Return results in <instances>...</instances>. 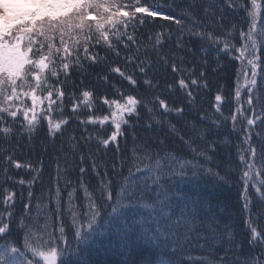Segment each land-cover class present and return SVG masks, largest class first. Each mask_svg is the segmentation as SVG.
Here are the masks:
<instances>
[{
  "label": "snow or ice",
  "instance_id": "6c2138e0",
  "mask_svg": "<svg viewBox=\"0 0 264 264\" xmlns=\"http://www.w3.org/2000/svg\"><path fill=\"white\" fill-rule=\"evenodd\" d=\"M69 5L83 11L75 24L66 11ZM18 10L30 18L28 30L17 34L14 29L20 26L14 25L0 34V171L5 184L27 183L29 190L27 198L19 193L18 209L14 188L0 185V264H91L83 254L94 246L123 256L116 264H264V0H23ZM147 18L168 22L167 35H141L135 22L143 25ZM43 20L52 23L44 26ZM213 52L217 62L223 54L240 67L235 105L221 86L209 112L201 93L213 87L209 68L212 73L223 68L211 67ZM109 54L124 62L123 68L106 67L122 85L127 82V91L110 85L106 73L97 79L109 85L108 91L83 87L81 81L67 92L73 69L83 70L85 62L94 67ZM141 87L143 99L137 95ZM141 109L143 127L164 131L163 139L136 143ZM57 112L59 119L53 115ZM73 118L77 127L100 125L97 146L107 150L115 144V158L103 170L93 159L90 177L85 178L88 168L80 167L77 180L66 178L63 184L60 177H67L69 169L61 173L57 160L55 184L37 198L33 186L41 178L43 161L38 166L21 162L18 152L25 138L32 143L42 132L45 139L61 138L76 148L80 140L88 144L93 134L87 127L80 140L74 130L68 132ZM233 134L239 141L235 145ZM128 135L131 155L120 148V138L127 146ZM168 135L182 145L180 154L175 149L161 154L158 145ZM219 145L236 148L223 173L219 165L216 171L204 167ZM64 159L67 165L68 157ZM12 168L35 175L14 181ZM201 173L237 187L248 254H243L230 217L209 220L207 196L175 187L177 178L189 182ZM185 248L200 249L205 256L193 259Z\"/></svg>",
  "mask_w": 264,
  "mask_h": 264
},
{
  "label": "trees",
  "instance_id": "16d2710c",
  "mask_svg": "<svg viewBox=\"0 0 264 264\" xmlns=\"http://www.w3.org/2000/svg\"><path fill=\"white\" fill-rule=\"evenodd\" d=\"M147 3H152L153 0H146ZM157 3L161 2V0H156ZM180 0H177L179 3ZM199 3V0H196ZM209 3L212 0H208ZM66 11L72 12L71 22L73 24L78 22V16L83 14V11L79 8L73 10V6L69 5ZM29 17L27 15H20L16 20L12 22H0V34H4L8 29L13 28L14 25H19L18 29H14L17 32L24 33L28 30V25L25 23L29 21ZM33 20L35 18H32ZM44 26L50 25L52 22L50 20H43L39 22ZM135 26L137 31L143 35H155L156 33H164L167 35L168 30V22L159 20L158 18H147L146 23L141 25L139 21L135 22ZM175 30V26H173ZM131 31V28H129ZM57 45L59 44V40L56 41ZM167 48V46H166ZM99 52L101 57L105 56V52L102 48L95 49ZM81 55H83V49H81ZM123 55V53H122ZM209 60L211 61V67H218L219 65H223V68L216 73L211 72V68H209V80L212 82L213 87L211 91L204 90L201 93L202 96V103L203 108L209 112L212 111L210 105L214 103V96L218 88L222 87V94L227 98V100L231 101L233 105H235L234 99V91L236 85V78H237V68L240 67L239 62L230 61V59L225 56L221 55L219 62L215 60V53H211L209 55ZM115 62V64H114ZM106 64L115 66L118 64L123 68L124 62L122 59H117L114 54H109V58L107 61L102 62L94 67H88L87 62H85V67L83 70L81 69H73L70 78L67 81L66 90L69 94H71L73 89V83H75L78 87L81 86V81H83V87L93 88L99 90L100 93L109 90V85L103 84L101 81H98L97 74L104 75L109 74L111 76V80L109 81L110 85H114L115 87H124V90L127 91V82L125 81L123 85L120 83L121 78L115 74L111 73L109 68L106 67ZM3 69L0 68V71ZM128 71H132L131 68ZM197 71H199V65L197 66ZM63 79V77H61ZM143 78L141 77V80ZM168 79L171 80V75L168 76ZM241 83H243V78H241ZM161 87L163 88V72L161 73ZM243 92V90H242ZM144 89L141 87L137 90V95L141 96L143 99ZM79 93L77 92V95ZM164 95L167 96L168 93L164 92ZM109 98H112L109 96ZM150 98V97H149ZM246 99V95H245ZM27 103L30 105L31 101L27 100ZM67 106V111L70 112L71 104L65 102ZM93 105L95 107L100 106V102L94 98ZM45 107L47 106V102L45 101ZM83 107V106H82ZM107 106H104L106 110ZM229 104L225 102L223 104V108L225 114L228 112ZM84 112H87V109H84ZM142 112V119L140 122V126L136 128V132L140 137L136 143L139 144L141 140L143 141H155L157 137L163 139L165 137L164 131H157L155 128L153 130H148L147 128L143 127L144 119V109H141ZM99 114V113H98ZM54 118L59 119V113H54ZM86 118V117H85ZM189 119H193L192 116ZM78 120L73 118V123L68 126V132L71 133L73 130L75 131V135L77 140H80L81 132L87 127L88 132L93 134V139L88 143L85 144L83 140H80V147L76 148L74 144L69 143H62L61 138H57L53 140L52 138L45 139V134L42 132L39 136L35 138L32 143H27V138H25V143L23 147L18 152L19 159L21 162L31 161L35 165H39V162L43 161V171L41 174L40 180H38L34 188L35 197H40L42 191L46 192L49 184L54 185L57 175V160H59L60 164V171L63 173L65 167L69 169L68 176L65 177L61 175L60 179L63 184V181L68 178L73 181L77 180L79 177V168L86 167L88 168V172L85 173V178L91 176V165L92 160L95 159L96 162L101 166V170H103V165L106 163L111 166L113 159L115 158V149L116 145L113 144L109 149L105 150L102 146L98 148L97 141L95 138V133L100 130V125H81L77 127ZM135 123V120H133ZM230 127V124H229ZM88 132H85V136H87ZM107 135V132L103 133ZM214 138V137H213ZM65 141L67 140V136L63 138ZM223 140V135L220 137ZM239 141L237 139V134H233L231 137V145L237 144ZM163 152H172L174 149L177 154H180L182 151V145L178 140L174 142V138L171 135L167 136L166 142L162 145H158ZM120 148L122 151H125L126 154L131 155V149L133 148V140L131 135L127 137V146L125 145V138H120ZM231 152V156L229 155ZM83 153L84 155V162L83 164L80 163V155ZM236 148L235 147H225L222 145L218 146V150L215 153L212 161L210 164H205L204 167H212L213 171H216V165L220 166V171L223 173L228 169V162L235 158ZM65 156L68 157L67 165L65 164ZM184 158H190V156H185ZM10 175L12 176L14 181H19L20 179L29 180L31 179L32 175L35 173H29L27 168L15 169L12 168L10 171ZM98 182V178H93V183ZM0 185L5 187H13L15 192L18 194L17 196V208L19 209L21 205L19 204V193L23 192L25 198L28 195V185L27 183L23 186L16 183L15 185L5 184V178L3 172L0 171ZM175 187L181 189L184 192L188 193H200L201 195H205L208 197L209 205L206 206V211L208 215V219L210 220L212 217H230V222L232 223L233 227L236 229L238 240L243 245V254H248L249 252V245L244 237V226H243V216L241 213V201L238 197V189L236 186L232 184H225L221 185L217 183L214 177L207 173H201L198 177L192 179L189 182H180L177 178ZM33 205H35V200H33ZM43 223V220L40 221V224ZM207 224V221H205ZM39 226V225H38ZM185 252L188 253L193 259L197 257L205 256L200 249L193 248L190 251L185 248ZM148 255V253H145ZM84 259L91 262V264H116L117 261H122L124 259L123 256L115 254L111 249L106 247H96L89 249L86 253L83 254ZM183 253H181V257ZM135 258V257H132Z\"/></svg>",
  "mask_w": 264,
  "mask_h": 264
},
{
  "label": "rangeland",
  "instance_id": "374dc122",
  "mask_svg": "<svg viewBox=\"0 0 264 264\" xmlns=\"http://www.w3.org/2000/svg\"><path fill=\"white\" fill-rule=\"evenodd\" d=\"M21 3L23 0H0V22H12L23 15L18 10ZM17 34H21V32H17Z\"/></svg>",
  "mask_w": 264,
  "mask_h": 264
}]
</instances>
